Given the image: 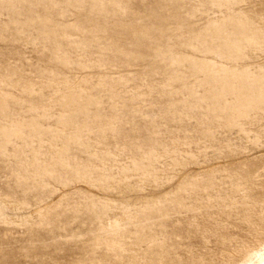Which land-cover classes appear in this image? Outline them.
I'll return each instance as SVG.
<instances>
[{
  "label": "rangeland",
  "instance_id": "1",
  "mask_svg": "<svg viewBox=\"0 0 264 264\" xmlns=\"http://www.w3.org/2000/svg\"><path fill=\"white\" fill-rule=\"evenodd\" d=\"M0 264H264V0H0Z\"/></svg>",
  "mask_w": 264,
  "mask_h": 264
},
{
  "label": "bare ground",
  "instance_id": "2",
  "mask_svg": "<svg viewBox=\"0 0 264 264\" xmlns=\"http://www.w3.org/2000/svg\"><path fill=\"white\" fill-rule=\"evenodd\" d=\"M244 263H245V261H244Z\"/></svg>",
  "mask_w": 264,
  "mask_h": 264
}]
</instances>
